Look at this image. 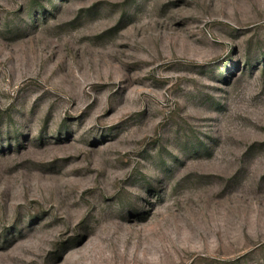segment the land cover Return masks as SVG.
<instances>
[{
	"label": "rangeland",
	"instance_id": "374dc122",
	"mask_svg": "<svg viewBox=\"0 0 264 264\" xmlns=\"http://www.w3.org/2000/svg\"><path fill=\"white\" fill-rule=\"evenodd\" d=\"M0 264H264V0H0Z\"/></svg>",
	"mask_w": 264,
	"mask_h": 264
}]
</instances>
